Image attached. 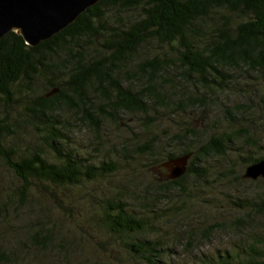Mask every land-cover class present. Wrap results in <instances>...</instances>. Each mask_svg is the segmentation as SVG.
<instances>
[{
  "label": "trees",
  "instance_id": "trees-1",
  "mask_svg": "<svg viewBox=\"0 0 264 264\" xmlns=\"http://www.w3.org/2000/svg\"><path fill=\"white\" fill-rule=\"evenodd\" d=\"M253 74L264 77V0H100L33 47L4 35L0 264L53 252L57 264H113L115 246L124 264H264V193L246 184L264 179L239 173L264 158V92ZM238 93L251 104L226 103ZM135 119L138 131H119ZM107 124L119 142L102 137ZM81 127L96 140L87 153L70 143ZM240 139L245 155L232 146ZM185 154L176 180L151 175ZM168 197L178 204L154 207ZM196 207L222 220L194 223ZM230 233L229 246L193 254Z\"/></svg>",
  "mask_w": 264,
  "mask_h": 264
},
{
  "label": "water",
  "instance_id": "water-1",
  "mask_svg": "<svg viewBox=\"0 0 264 264\" xmlns=\"http://www.w3.org/2000/svg\"><path fill=\"white\" fill-rule=\"evenodd\" d=\"M99 1L0 0V39L13 32L19 35L26 45L33 47L58 34ZM190 156L191 154H185L163 163L162 167L167 171L166 179L172 181L182 176ZM243 178L252 181L264 179V158L248 165Z\"/></svg>",
  "mask_w": 264,
  "mask_h": 264
},
{
  "label": "rangeland",
  "instance_id": "rangeland-1",
  "mask_svg": "<svg viewBox=\"0 0 264 264\" xmlns=\"http://www.w3.org/2000/svg\"><path fill=\"white\" fill-rule=\"evenodd\" d=\"M253 75H256V74H253ZM256 81L259 84V87L257 88V91L258 92H262V91L264 92V77H259V75L257 74L256 75ZM241 82H244V81L243 80L239 81V83H241ZM249 82H251V81H249ZM247 95H250V94H247ZM234 96H236V98L235 97L228 98L226 100V103L229 104V105H232V106H234L235 104L236 105H241V104H246L247 105V103L251 104V100L248 98V96L245 98V96H242L240 93L235 94ZM221 108H223V107H221ZM246 112L247 111H245V110L242 111L243 114H245ZM218 120H219V118L217 119V121ZM220 121L221 120H219L218 123H220ZM137 122L138 121L136 119L135 120H126L125 123H127L129 126H131V128L132 127L133 128L129 129V128H124V127L121 126V129H119V131H121V132L123 131L127 135H130L131 132H134V131H132L134 129H136L135 131H138V126H137L138 123ZM240 126H242L241 128H244V129H246V127H247V126H245L243 124L240 125ZM218 127L221 128L222 126L220 124H218ZM101 129H102L101 130V135H102L103 138L107 139L105 141H107L108 144L120 141L117 138L118 137L117 136V133H118L117 130L118 129L113 128L109 124L104 125ZM247 129H248V127H247ZM248 132L250 133L249 129H248ZM262 135L263 136L260 139L262 140V144L264 145V143H263L264 142V133H262ZM71 137L73 139L71 140L70 143L74 147L76 146V148H78L80 153H82V152L87 153L86 151L90 152V151L93 150V144H95L96 140H95L94 135L92 134V132L86 131L85 129H83L81 127V129L78 128L75 131L71 132ZM120 138L122 139L123 137H120ZM245 145L250 147L249 144H246V142H244V141H242V139H240L238 141H235V144L232 145V146L236 147L237 150H239V151H243V150H240V149H242ZM97 151L99 153L98 154L99 156H103V155L106 154V152L104 150V147H98ZM243 152H244L243 155H245V151H243ZM228 153H229V156L227 157V159L231 160L229 163L230 164L234 163L230 167L231 168H235V169H240L241 168L240 164L238 163L237 160H235L233 158V156H232L233 154L231 155V153L229 151H228ZM233 153H236V152H233ZM261 153H264V152H261ZM99 156H97V155L94 156V159H99ZM220 161H221L222 164H224L227 160L223 159V160H218L217 162H220ZM208 163H210V165L214 164L213 160H209ZM217 165H219V164H217ZM219 171H220V168H215V169L212 168V172L210 173V175H212L214 180L217 179L215 181H218L217 176L219 174ZM241 172H244V168L239 171V173H241ZM151 175L154 176L156 178V180L158 179V181H160V182H163V181L167 180L166 179L167 171L165 169H161V171H159V172L152 171ZM208 182L209 183H207V184H209V185L212 184L211 183V182H213L212 178H209ZM246 184H248L249 186H252V187H257L259 193H264V180H262V182H258L256 184H252L250 181L246 180ZM223 191H225L227 193H230V194H232L233 196H236V197H242V195L240 193H238L234 188L233 189L232 188L225 189ZM209 193L210 192L205 191L204 194H203V198H208L209 199ZM169 198H170V200H169ZM159 200H160V202L157 203V205L155 204V206H154V207H156V206L159 207V209L168 208V207H171V206H173L175 204H178V202H176L177 198H173V197H168V199L165 198L163 200H162V198H159ZM222 200L223 201H221V202H223V204L225 203L224 206H227L230 209L234 208L233 205H229L223 197H222ZM202 206H203V203H202ZM224 206L218 208L219 210H221L222 213L227 211V208L224 207ZM196 208H194L192 210L193 212H191V213L187 212L188 213L187 214L188 218H190V220L194 221V223H195V221H198L197 224L206 225V224H209V223H216V222L222 220V219H220L219 213H217L215 210H210L212 212L209 211V212H207V216H204V215H201L202 211H203L202 208L201 207H198L197 209ZM205 210H207V209L204 208V211ZM230 235H231V233L228 234V235H225V237L221 236V237H216L215 239L213 238V239L210 240L211 242L209 244H200L195 249H193V254L194 255H198L200 252H206V251H209V250H213L214 248H224L226 246H229L230 242L232 241V239L230 238ZM118 249L119 248L117 246H115L114 249L110 251V259L109 260L113 264H124L123 260L126 261L127 259L124 258V256H123L121 251H117ZM179 251H180V249L178 248V252ZM56 257H57L56 253L53 252L51 254L48 253L47 255L43 254V256H39L38 260H37V254H36L34 258H35V260H37L36 264H46L48 260H51L53 264H57V258ZM184 258H186V256H183V257L181 256V258H178L177 260H184Z\"/></svg>",
  "mask_w": 264,
  "mask_h": 264
}]
</instances>
